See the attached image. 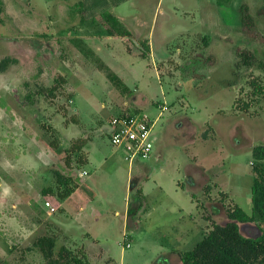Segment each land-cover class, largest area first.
<instances>
[{"label":"rangeland","instance_id":"1","mask_svg":"<svg viewBox=\"0 0 264 264\" xmlns=\"http://www.w3.org/2000/svg\"><path fill=\"white\" fill-rule=\"evenodd\" d=\"M242 3L263 40L241 32ZM0 7V62L7 58L0 70V264H41L34 242L42 235L88 264H158L164 256L175 264L176 251L190 248L210 222L227 220L226 207L249 213V149L264 143V92L251 83L264 86V0H0ZM121 12L143 24L126 18L130 35L105 52L113 72L92 52L84 59L68 29L86 19L101 37L108 13L115 28L129 30ZM149 26L155 48L141 56L134 40ZM162 47L164 55L149 57ZM238 50L253 54L251 65ZM108 70L127 90L108 81ZM123 111L155 119L149 159L128 165L110 145L105 127ZM76 137L88 140L81 149L87 164L76 150L64 152ZM54 170L82 179L75 211L61 205ZM78 216L85 220L75 222ZM246 226L242 234L258 233Z\"/></svg>","mask_w":264,"mask_h":264},{"label":"trees","instance_id":"2","mask_svg":"<svg viewBox=\"0 0 264 264\" xmlns=\"http://www.w3.org/2000/svg\"><path fill=\"white\" fill-rule=\"evenodd\" d=\"M1 11V7H0ZM240 14V29L244 36L248 39L263 40L255 29L254 21L248 11L246 4L242 3L238 6ZM102 19L107 24L105 32L109 35L129 36L130 33L125 28H115L119 24L108 13L101 14ZM141 47V56H145L148 51L144 42L139 43ZM237 54L244 65H251L254 61L253 54L238 50ZM7 58H3L0 62V70L3 69ZM103 65V64H101ZM105 66V65H103ZM264 67V64H262ZM105 77L114 86L122 90H127L123 82L111 71H107ZM253 88L260 92H264V86H260L254 81L251 82ZM54 86H50L46 91L51 95ZM249 104L242 103L241 108L247 109ZM133 111L131 113H135ZM86 138L76 137L73 143L66 149L67 151L78 152V159L81 164L86 163V156L81 152L82 147L86 143ZM67 150V151H66ZM252 157L251 170L252 179L250 185V213L244 212L238 205L225 208L226 221L223 224L210 222V227L204 232L200 239L184 250L176 251L180 264H264V143L256 144L250 148ZM64 163L69 166V156L65 155ZM56 181L57 197L64 199L72 192L77 185L80 177L64 178L58 171H53ZM72 182L69 184L68 182ZM68 185L66 186V184ZM64 186L63 189L60 186ZM49 187L43 190V193H50ZM48 201V200H47ZM257 222L259 234L256 236H244L239 232L237 223ZM127 235L125 238H128ZM41 253V264H88L83 255H79L73 250L59 246L54 250V239L51 236H39L34 242Z\"/></svg>","mask_w":264,"mask_h":264},{"label":"crops","instance_id":"3","mask_svg":"<svg viewBox=\"0 0 264 264\" xmlns=\"http://www.w3.org/2000/svg\"><path fill=\"white\" fill-rule=\"evenodd\" d=\"M119 19L122 21H125L126 23V18L129 17V24L132 25V26H135V28H141L143 23H141V21L138 19V18H134L132 17V19L130 18V16H127V14H123L122 12L119 14ZM125 19V20H124ZM86 19H83V21L81 23L78 24V26L75 28V29H68V31L70 30V32H73L74 35L71 34V37H73L74 39H71L73 41H75V43H77L76 45H80V47L82 48V51L83 53H81L80 51V54L81 56L86 59V57H88V55L91 54V52L93 53L94 56H96V58L99 59V62H101L103 65H105L106 67H109L112 71H113V65L112 63H110V60L107 58L108 56L105 55V52H108L107 50H110L108 47L112 48L113 46L116 45L117 41H118V36L117 35H109L107 32H105L106 28L104 29V31H102L100 29L99 32H103V33H100L102 36H98L100 39H98L97 36H93V34H99L98 32H95L92 28H91V24L92 23H88L85 21ZM126 26L127 28H129V32H130V27L128 26V23H126ZM154 29H151L150 26L148 27V29H141L140 31L143 33L142 35V39H139V40H134L135 41V46L136 48H141L140 45H138L140 42H144L146 43L147 45V48L150 52H153L154 50V46H155V36H154V32H153ZM146 34V35H145ZM139 35V34H137ZM139 37V36H138ZM103 39V40H102ZM117 39V40H116ZM134 39V38H133ZM122 43V42H121ZM124 46V50L127 51L129 54H134V51L132 50L131 47H129L131 50L128 51V46L125 44V43H122ZM164 44V43H163ZM137 45V46H136ZM159 50V49H158ZM160 53L155 55V57L153 56L154 54H148L149 57H153V60L154 58H157L158 56H162L164 55V53L166 52L165 51V47H162L160 48ZM163 54H162V53ZM86 56V57H85ZM88 59V58H87ZM89 60V59H88ZM114 72V71H113ZM122 82L123 84L126 86V80H124L118 73L116 74V72L114 73ZM78 81V85L80 86H84L85 84V81L83 79H77ZM127 87V86H126ZM76 110V115L79 119V121L81 122V124L83 126H85V123L83 124V119L81 118V116L83 115L80 111H78L77 109ZM77 124H67L66 125V129L70 130V127L72 126H76ZM78 126V125H77ZM106 128V127H105ZM71 131V130H70ZM85 137V136H84ZM154 139V137H153ZM155 142V141H154ZM154 142H153V145H154ZM87 144H88V140L86 141V143L84 144V147L82 148L83 150H85V147H87ZM250 151V149H249ZM87 152V151H86ZM152 154V153H151ZM150 154V156H151ZM159 157V154L157 152H155V154L153 155V158H152V161H156L157 158ZM150 158V157H149ZM148 158V159H149ZM86 160H87V153H86ZM251 163V162H250ZM87 164V161L86 163ZM251 165V164H250ZM83 171H85L84 169H82ZM81 170V171H82ZM85 174H86V171H85ZM84 174V175H85ZM83 177V175L81 176ZM80 180H82L80 178ZM81 195V192L79 191V187H76L72 192H70L64 199H61L60 200V203L61 205L65 208V209H68V208H72L71 210H73V207L72 205L74 204V207L75 206H79L78 208H80V203L82 202V200H80V198H77L78 196ZM72 201H73V204H72ZM72 204V205H71ZM75 211V210H73ZM48 213V212H47ZM79 213L78 215L80 216V212H77ZM249 213H250V198H249ZM248 213V214H249ZM78 216L77 219H74L75 222H80L85 220L84 217H82L83 219H79L80 217ZM86 217L90 218L89 215H87ZM91 221V220H90ZM65 223V221H64ZM66 224V223H65ZM88 224V222H87ZM238 224V229H239V232L241 233V229H240V224H246V225H249L250 227H254V228H249V226H246L248 227L247 230H252V229H255L258 231L257 234L255 235H244V236H256L259 234V229H258V225L260 226V223H257L255 221L253 222H245V223H237ZM122 233V231H121ZM184 250V249H183ZM165 255V254H164ZM167 255H169V257H171V255L173 254H169V252H167ZM162 260L158 263V264H170L171 262V259H168V257H162L161 258ZM175 264H180L178 258L176 257V261H175Z\"/></svg>","mask_w":264,"mask_h":264},{"label":"built area","instance_id":"4","mask_svg":"<svg viewBox=\"0 0 264 264\" xmlns=\"http://www.w3.org/2000/svg\"><path fill=\"white\" fill-rule=\"evenodd\" d=\"M163 108V107H162ZM154 120L144 112H121L115 116H111L108 125L105 128L108 141L111 146L118 149L123 154V159L129 165L135 159H147L153 148V135L151 128ZM85 174V171H80L79 176ZM43 205L49 211H53L49 201L45 200Z\"/></svg>","mask_w":264,"mask_h":264}]
</instances>
